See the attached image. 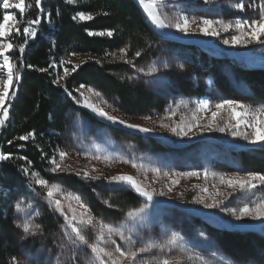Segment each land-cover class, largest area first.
Segmentation results:
<instances>
[{
    "label": "rangeland",
    "instance_id": "rangeland-1",
    "mask_svg": "<svg viewBox=\"0 0 264 264\" xmlns=\"http://www.w3.org/2000/svg\"><path fill=\"white\" fill-rule=\"evenodd\" d=\"M135 1L141 7L152 28L168 40H173L174 43L166 44L147 64L133 66L132 78L164 97L168 101V106L163 114L150 116L147 119L129 117L118 111L115 103L103 94L97 97L88 91V87H80L79 91H76L79 107L90 112L98 121L76 115L73 119L71 134L73 144L71 147L68 146L71 151L68 149L63 151L66 156L63 160L59 156L56 162L67 169L64 171L66 173L80 172L81 175L78 177L82 178L83 172L87 171L90 177H99L96 180L82 178L86 183L96 182L98 188L105 187L108 190L110 187L103 185L106 182L122 191L132 190L143 199L139 206L129 208L117 220L95 217L88 207V215H91L92 223L82 226L83 234L89 243H96L102 222L122 227L125 235L132 236L131 245L114 237L124 250L149 248L148 252L138 256V264H142L144 260H147L148 264H162L164 259H168L170 264H241L222 253L210 235L214 232L210 228L222 226L264 233V221L250 218L237 220L231 214L233 209L238 211L244 203L251 204L253 201L264 200V185H259L248 192L234 191L226 184H222L219 177L213 176L212 173L223 174L227 178L236 175L244 176L247 172H253L243 165L242 153L264 160V152L261 151L264 145L252 144L242 137H234L230 131L219 132L207 129L201 131L199 128H193L187 136H179L161 125L168 124L171 127L187 126L189 123L197 122L201 125L206 124L211 118L212 111L216 110L217 103L223 99H232L220 94L212 86L211 76L216 68L227 77L228 82L237 92L245 96L242 99L233 100L251 105L253 109L264 107L263 102L250 97L247 85L241 81L233 65L225 60V57L230 56V58L238 59L239 63L263 67L264 44L257 42L247 45L224 44V39L230 40L233 35L238 34L235 28L226 32L221 31L219 36L204 35L198 30L192 31L197 28L195 23H190L188 33L179 32L176 29L159 28L148 16V11H156L165 23L176 22L177 18L183 15L190 21L193 18L206 17L222 19L225 23L234 24L237 18L248 19L249 22L251 19H259L264 0H155V3L153 0H143V4L140 0ZM10 2L15 4L17 0H10ZM241 2L245 4L243 11L232 7L235 3ZM250 4H255L256 7L249 8ZM6 11L13 16L15 12L21 13L14 7ZM9 23H15L18 27L17 21ZM215 27L219 29V25ZM260 40H264V35L260 36ZM88 58V56H72L67 63L77 65ZM0 59L3 64L2 58ZM150 67H154L156 71L149 73ZM140 68L144 71H137ZM3 70L4 77L0 81V87L7 78V69L3 68ZM189 85H197L200 90H205L207 95L199 97L188 94L186 90ZM81 91L84 97L80 96ZM94 92L97 91L94 90ZM85 97L97 107L104 108L110 115L123 119L128 124L149 128L151 131L145 133L108 121L84 106ZM10 99L11 96L8 100ZM201 100L208 101L207 109H200L198 102ZM260 118L264 119V114H261ZM226 119H228V113L221 111L217 121L222 124ZM111 127L139 134L141 141L137 144L115 139L112 136ZM240 130L251 131L243 126ZM132 162L138 166L143 165V168H133ZM153 168H159L160 172L154 173ZM191 172H197L199 175H181ZM206 172L207 176H205ZM115 175L132 176L142 188L153 193V199L149 201L137 193L130 184H109L107 179ZM173 181L178 182L173 183ZM59 185L61 191L54 193L52 198L46 195L47 188L44 187L45 196L40 201L46 202L50 210L60 217L61 225L57 233L50 236L49 250H38L36 254L40 256L33 259V264H73L71 260L73 250L77 253L76 264H94V256L90 249L82 245L73 249L64 236L65 221L63 216L55 211L53 201L61 200L66 212L69 206L75 209L77 214L83 209L80 208L79 202L72 198L76 194ZM51 186L52 184L48 185V187ZM205 188L207 191H204ZM161 192L164 195H160ZM201 196L208 204L217 200L222 203L218 207L209 208L204 203L197 202ZM81 201L86 204L84 200L81 199ZM38 203L36 198L32 200L27 198L21 202L22 210H18L20 225L26 221L33 224L38 216ZM144 205H147V208L139 218L135 220L127 218V212ZM68 214L71 215L70 212ZM173 234L177 236L175 246L161 248L160 245H167V241ZM62 244L64 247H61ZM101 246L114 252V245L101 243ZM116 255L118 254L114 253L113 258ZM120 264H128V261L121 260Z\"/></svg>",
    "mask_w": 264,
    "mask_h": 264
},
{
    "label": "trees",
    "instance_id": "trees-1",
    "mask_svg": "<svg viewBox=\"0 0 264 264\" xmlns=\"http://www.w3.org/2000/svg\"><path fill=\"white\" fill-rule=\"evenodd\" d=\"M2 4L3 0H0V23L6 12ZM42 8L43 12L35 6V0H26L25 11L14 13L20 33L13 31L8 37L14 45L9 53L16 65L13 72L19 71L22 79L18 88H14L16 97L9 100L7 122L0 127V151L12 154V159L0 162V264H33L38 250H49L50 236L55 235L61 225L60 217L46 202L40 201L46 191L35 183L37 179L48 181V185L61 184L71 193L80 195L92 214L102 219L117 220L126 210L143 202L132 190L122 191L106 182L103 185L110 189L98 188L96 182L86 183L76 174L52 171L51 161H57L59 152L70 150L68 146L73 144L71 134L75 116L96 120L77 104L76 91L82 84L112 100L124 116L159 115L168 106L164 97L132 78L133 66L147 64L166 44L174 43L152 28L135 0H77L75 4L66 3V0H42ZM80 11L93 15L94 19L73 20ZM38 15L43 17L41 24L36 25L38 35L24 44L23 28ZM49 16L51 22L47 19ZM86 30H112L114 35L89 36ZM21 44H24L23 52L19 50ZM121 48L125 49L124 53ZM137 51L141 52L139 57L135 56ZM72 56L89 58L77 64L80 66L67 78L59 79L64 76V67L71 71L75 66L67 63ZM21 60L25 65L23 68L20 67ZM225 60L233 65L247 85L250 97L264 103V66L239 63L230 56ZM28 64L34 68H27ZM51 64L56 66L50 68ZM39 68L48 71L41 72ZM212 74V86L220 94L232 99L245 97L230 85L218 68ZM3 77L4 70L0 68V81ZM186 92L199 97L207 95L197 85H189ZM111 130L115 139L137 144L141 141L139 134L118 127H111ZM30 131L34 132L33 137L27 141L19 140ZM241 159L251 171L264 173L263 159L245 153ZM22 168L29 171L25 173ZM32 172L38 175L33 176ZM27 198H36L39 202V215L33 224L41 227L35 236L25 233L19 224L16 205ZM210 229L214 230L210 235L230 259L241 264H264V233L222 226Z\"/></svg>",
    "mask_w": 264,
    "mask_h": 264
},
{
    "label": "snow or ice",
    "instance_id": "snow-or-ice-1",
    "mask_svg": "<svg viewBox=\"0 0 264 264\" xmlns=\"http://www.w3.org/2000/svg\"><path fill=\"white\" fill-rule=\"evenodd\" d=\"M66 3L69 4H75L77 3V0H66ZM140 3L143 4V0H140ZM153 3H155V0H153ZM35 6L40 9L41 12H43L42 8V0H35ZM3 9L7 10L10 8L19 9L21 13L25 11V0H17L15 4L11 3L10 0H3L2 4ZM30 7V5H29ZM237 10L243 11L245 9V4L243 2L241 3H235L232 5ZM249 8H255V4L248 5ZM148 16L151 18V20L155 23V25L159 28H168V29H176L179 32L188 33L190 31V23H195L197 25L196 29H192V31H199L200 33H203L204 35H211V36H219L221 34V31H228L229 29L235 28L238 32L237 35H233L231 39H224V44H232V45H247L252 42H257L260 44H264V40H260V36L264 35V5L261 6V10L259 13V19H251V22H249L248 19H235L234 24L232 22L225 23L222 19H210L206 17H199V18H193L191 21L187 16L181 15L179 18H177L176 22H168L165 23L164 20L159 18V15L156 11L149 10ZM43 17L38 15L34 19L28 21V24L30 26H25L23 28V35L25 37L24 44H27L29 42V39L35 38L38 35V30L36 25L41 24ZM49 22H51V17H47ZM73 20L79 19L80 21H90L93 20L94 17L91 14H86L84 11L77 12L73 17ZM15 22L16 17L12 14L8 13L7 11L3 15V22L0 23V58L3 60V64L0 65V68H6L7 69V78L3 81L2 87H0V127H3L7 119L9 117V111H10V101L8 98L11 96L13 99L17 95V91L13 90L14 88H18L19 83L22 79L21 73L19 71H16L15 74L13 72V69L15 68V64L12 62L9 53L14 49L13 43L8 39L15 31L17 34L20 33V29L16 27L15 23H9V22ZM216 25H219V29L215 27ZM87 34L89 36H108L112 37L114 35V32L112 30H105L100 32H94L86 30ZM24 44H21L19 46L20 52L24 51ZM121 53L125 52L124 48L120 49ZM74 54V53H73ZM141 55V52L137 51L135 53V56L139 57ZM63 61H61V65H63ZM70 63V62H69ZM81 63H84L83 61ZM99 63V61H97ZM55 64L49 65V67H55ZM80 65H75L72 67L71 71L69 68L64 67V76L59 77V79H65L69 75H71L72 72H75L77 68ZM20 67L23 68L25 65L23 64L22 60L20 61ZM27 68L32 69L34 68V65L28 64L26 65ZM167 67V65H165ZM41 72L48 71L47 68H39L38 69ZM139 72H143L144 69L140 68L137 69ZM156 69L154 67H150L148 69L149 73H154ZM81 88H84L85 85H81ZM79 91V89L77 90ZM88 91L90 93H94L95 96L100 97V92H94V89L92 87H88ZM69 96L72 95L71 92L68 93ZM80 96L84 97V93L81 91ZM79 103V101H77ZM107 103V101H105ZM200 109H207L209 107L207 100H201L198 102ZM84 106L91 109L93 112H95L97 115L106 118L108 121L112 123H119L120 125H124L131 129H138L141 132H150L151 129L146 127H141L137 124H128L125 120L119 119L118 117L114 115H110L108 112L104 110L102 107H97L95 103L89 102L88 98H84ZM185 107L187 105L185 104ZM215 111H212L211 118L208 120V123L206 124H199L198 122L195 124L189 123L187 126L184 125H177V126H169L168 124H162V127L169 128V130L173 133H176L179 136H187L189 132L192 131L193 128H199L201 131L207 130H216L219 132H225L230 131L231 135L234 137H242L243 139L249 141L252 144H262L264 145V119L260 118L261 114H264V107H257L255 109L252 108L251 105L243 104L237 100L233 99H223L219 103L215 105ZM239 109V111H238ZM221 111H225L228 113V119L223 120V123L217 121V117L220 115ZM147 119V117H145ZM234 121V122H233ZM245 127L247 129H251V131H241V127ZM35 134L34 132H28L26 135H21L19 137V140L21 141H27L30 137H33ZM9 144L12 143V141H8ZM59 156L61 160L66 156V153L61 151L59 152ZM12 159L11 153H5L3 151H0V162L9 161ZM22 159L27 160L26 157H22ZM99 159V157H97ZM107 159V158H106ZM28 163H31V161H27ZM125 163H128V161H124ZM55 165L54 168H52L53 172H64L67 171L66 168L62 167L60 163H57L54 159L51 161ZM133 168H143V165H137L135 162H132ZM23 172L27 173L29 170L28 168H22ZM152 171L154 173H159V168H153ZM33 176H37L38 173L32 172ZM77 176H80V172H76ZM167 175V173H165ZM181 175L186 176H198L199 173L197 172H191V173H182ZM208 173H205V176H207ZM213 176H218L219 180L222 184H226L229 188H232L234 191L239 190L240 192H248L256 189L259 185H264V174H261L260 172H247L244 176H233V177H225L223 174H217L212 173ZM83 179L86 180H96L99 179V177H90L89 173L87 171L83 172ZM107 182L109 184H130L137 193L140 195L146 197L149 201L153 199V193L151 191H148L140 186V184L137 182L136 179H134L130 175H115L107 179ZM178 181H173V183H176ZM37 185H40L42 187L47 188L46 195L49 198H52L54 193L60 192L61 187L58 183H53L51 187H48L49 182L44 179H37L35 181ZM171 190V189H169ZM204 191H207L205 188ZM160 195H164L163 192L160 193ZM77 202H79V206L81 209H83L82 212L77 214L76 210L73 209L71 206H69L68 211L66 212L64 210V207L61 203V200L56 199L53 201L55 205V211L59 212L65 221V225H63L64 228V236L66 239L71 243L73 249L79 247V246H86L88 249H90L91 254L94 256V264H120L121 260L128 261V264H138V256L140 254L146 253L149 251V248L146 247H139L135 248V250H132L129 248L128 250H124L120 243L117 242V240L114 237H118L120 241H123L129 245L132 243V236L131 235H125V231L122 227L114 226L109 223H101L100 225V233L96 237L97 242L96 243H89L86 236L83 234V225L85 224H91L92 223V217L91 215H88L89 209L88 206L81 201L80 195H76L75 197H72ZM199 203H204L206 207L209 208H215L220 206L222 203L221 201L217 200L214 201L211 204H208L205 202L204 197L201 196L199 200L197 201ZM107 203V202H106ZM18 210H22L20 208V205H16ZM147 208V205H144L142 207L136 208L134 210H131L127 212V218L131 220H135L139 218ZM71 213L69 215L68 213ZM231 214L237 219L241 220L244 218H250L252 220H261L264 221V200H260L259 202L253 201L251 204L244 203L238 211L233 209L231 211ZM39 215V213H37ZM87 216V218H86ZM20 227L23 228V231L25 233H31L33 236L36 235L37 230L40 229L39 224H32L28 221L24 222ZM177 242V236L173 234L171 238L167 241V245H160L161 248H164L166 246H175ZM101 243L103 244H111L115 246L114 252L109 251L106 247L101 246ZM61 247H64L62 244ZM114 253L118 254L114 257ZM191 257H189L190 259ZM15 260V258H13ZM71 260L73 264H76L77 261V253L73 250L71 255ZM177 260H179V257H177ZM142 264H148L147 260H144ZM162 264H170V261L168 259H164L162 261Z\"/></svg>",
    "mask_w": 264,
    "mask_h": 264
}]
</instances>
